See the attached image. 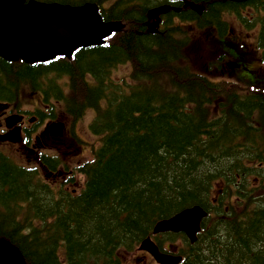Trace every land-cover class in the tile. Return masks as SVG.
<instances>
[{"label": "trees", "instance_id": "trees-1", "mask_svg": "<svg viewBox=\"0 0 264 264\" xmlns=\"http://www.w3.org/2000/svg\"><path fill=\"white\" fill-rule=\"evenodd\" d=\"M40 1H108L103 18L130 30L70 61L0 57V99L21 98L27 84L45 101L62 100L75 118L91 107L101 142L81 167L87 181L76 197H54L34 171L0 157V237L27 264H123L120 254L152 235L158 220L199 204L208 214L196 241L165 232L153 236L160 248L181 236L178 264H264V90L221 79L222 53L203 33L192 52L187 29L143 31L149 0ZM206 1L197 15L203 30L220 26L219 11L234 4ZM126 62L129 74L115 80L112 70Z\"/></svg>", "mask_w": 264, "mask_h": 264}, {"label": "water", "instance_id": "water-1", "mask_svg": "<svg viewBox=\"0 0 264 264\" xmlns=\"http://www.w3.org/2000/svg\"><path fill=\"white\" fill-rule=\"evenodd\" d=\"M119 23H104L94 3L71 6L37 0H0V56L7 61L22 59L28 63L43 62L56 55L70 57L80 46L103 43L104 37L120 29ZM205 215L200 206L194 205L157 222L154 232L184 231L194 241ZM140 247L162 264L180 260L161 253L149 238ZM0 264H25L19 249L4 238H0Z\"/></svg>", "mask_w": 264, "mask_h": 264}, {"label": "flooded vegetation", "instance_id": "flooded-vegetation-1", "mask_svg": "<svg viewBox=\"0 0 264 264\" xmlns=\"http://www.w3.org/2000/svg\"><path fill=\"white\" fill-rule=\"evenodd\" d=\"M150 5L146 8L144 17H142L141 28L146 33L154 34L159 28H163L167 24L172 22L179 21L184 15H189V25L191 29L195 30L197 26V15L201 16L206 9L205 1L206 0H149ZM223 2L230 1L233 2L232 6L228 8H233L231 15L225 14L224 17L233 16L237 20L235 21L239 30L234 33L233 28L227 27L226 22L223 19V11H219V21L224 24L225 30L221 29L216 25L217 30L212 27L213 23L208 22L210 29L208 33L223 46L225 49L226 60L225 66L229 74L235 73L242 69H247L248 65L238 54V51L235 49L236 44H232L231 49H227V42H230V36L228 33L235 34V37L240 39L242 34L247 29V35H250L251 32V43L250 45L257 48L259 52L262 53L264 57V0H221ZM186 2H196L201 5H204V8H200V11L197 9H192ZM204 2V4H202ZM207 2V1H206ZM168 6V9H162L157 15L149 16L148 10L151 8H158ZM189 14H188V13ZM220 23V22H219ZM216 24V23H215ZM180 25V24H179ZM257 27V32H254ZM249 30V31H248ZM140 30H138L139 32ZM150 31V32H148ZM157 32V33H158ZM161 32V31H160ZM217 35V36H215ZM259 60V59H256ZM263 65H260L259 69ZM32 108H21L19 104H12L7 101L0 100V143L6 144H19V148L27 157L28 163H33L34 168L37 172L43 174L46 178L52 179H63L69 171L64 169H57L56 164L51 163V157L45 153L40 154V149L51 148L52 146L48 144L50 137H54L56 127L52 124V116H49V112L45 114V117L39 114L40 110L36 108V103L31 105ZM30 106V107H31ZM86 108V107H85ZM84 108V109H85ZM83 109V111H84ZM13 115H18V118H11ZM82 115V113H81ZM66 117V116H65ZM68 118L66 117V122ZM76 124H74L75 128ZM59 132L62 131L59 127ZM66 132V128H63ZM76 130V129H75ZM67 134V133H66ZM4 137L6 138L3 141ZM23 148V149H22ZM80 151V149L78 150ZM0 157L3 158V153H0ZM39 157L48 159L44 160V163L36 162ZM17 164L18 162L15 161ZM67 169V167H66ZM61 182V180H60Z\"/></svg>", "mask_w": 264, "mask_h": 264}, {"label": "rangeland", "instance_id": "rangeland-1", "mask_svg": "<svg viewBox=\"0 0 264 264\" xmlns=\"http://www.w3.org/2000/svg\"><path fill=\"white\" fill-rule=\"evenodd\" d=\"M230 24H231V26L233 28H235V26H234V24H236L235 22H232ZM129 66H130L129 64L119 65L117 68H115L113 70L116 80H120L121 78H123L124 76H126L129 73V71H130V67ZM259 66H260V63L256 61L254 63V69L257 70V67H259ZM259 78L261 79V83H260L261 86L264 87V77L263 76H260ZM41 105H43V103L39 102V106H41ZM81 132H86V131H84L81 128H78V134L79 135L81 134ZM85 140L90 141V143H92L94 141V137H91L90 135H88L86 133L85 134ZM85 154H89V153L86 152ZM67 157H65V159H68ZM176 243H178V242L176 241ZM134 255H136L139 258L138 259L139 260V263H143L145 261L146 257H147L146 254H143L141 252L140 253H137V254H134ZM133 264H136V263H133Z\"/></svg>", "mask_w": 264, "mask_h": 264}]
</instances>
